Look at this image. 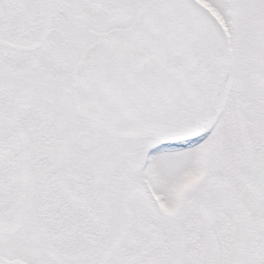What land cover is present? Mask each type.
Listing matches in <instances>:
<instances>
[{
  "label": "snow or ice",
  "instance_id": "snow-or-ice-1",
  "mask_svg": "<svg viewBox=\"0 0 264 264\" xmlns=\"http://www.w3.org/2000/svg\"><path fill=\"white\" fill-rule=\"evenodd\" d=\"M0 264H264V0H0Z\"/></svg>",
  "mask_w": 264,
  "mask_h": 264
}]
</instances>
